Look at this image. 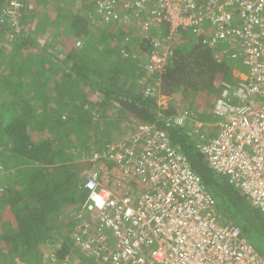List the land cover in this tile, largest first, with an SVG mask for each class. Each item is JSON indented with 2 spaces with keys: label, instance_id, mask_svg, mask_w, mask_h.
Wrapping results in <instances>:
<instances>
[{
  "label": "trees",
  "instance_id": "1",
  "mask_svg": "<svg viewBox=\"0 0 264 264\" xmlns=\"http://www.w3.org/2000/svg\"><path fill=\"white\" fill-rule=\"evenodd\" d=\"M12 1L0 0V38H21L22 50L10 63L0 62V168L8 171L6 188L0 193V263L49 264L50 255L60 261L79 259L81 245L92 233L83 234L77 220L88 199L81 176L84 170L80 171L83 166L71 164L82 154L87 158L104 156L108 146L122 141L128 122L156 123L165 129L216 200L224 222L240 225L264 255V245L259 247V241L251 239L256 232L264 241V215L216 174L201 154L200 144L217 131L216 122L205 132L203 123L198 129L194 125L196 120L206 122L215 117L224 84L234 88L241 81L235 72L236 61L241 60L234 45L238 42L214 43L210 26L200 36L181 33L171 44L165 39L159 51L163 54L170 48L171 55L164 72L155 77L160 76L162 93L171 99L160 105L146 96L147 83L139 84L145 78L147 60L135 58L134 52L151 51L154 46L152 38L140 36L136 10L119 3V20L108 23L98 19L97 26L87 16L97 11L95 0H66L72 3H65L69 6L67 16L75 6L78 12L65 24L63 36L69 48L62 60L48 47L53 37H62L48 33V28L62 25L61 17L57 13L55 20L39 15L40 7L48 4L56 9L59 0H19L22 5L11 16ZM163 26V31L169 30L167 24ZM80 39L83 44L77 46ZM27 48L34 51L25 52ZM3 54L0 50V56ZM54 91L61 98L55 109L50 100ZM108 103L116 105L110 113ZM184 112L191 115L189 127L173 126L170 118ZM114 134L121 141L114 142ZM104 159L108 165L109 160ZM88 168L93 165L88 163Z\"/></svg>",
  "mask_w": 264,
  "mask_h": 264
},
{
  "label": "built area",
  "instance_id": "2",
  "mask_svg": "<svg viewBox=\"0 0 264 264\" xmlns=\"http://www.w3.org/2000/svg\"><path fill=\"white\" fill-rule=\"evenodd\" d=\"M95 1L105 22L119 20L122 3L136 10L140 36L156 32L144 67L150 76L165 70L171 55L170 48L159 51L165 39L171 44L181 33L200 36L210 25L214 43L238 42L247 71L238 86L224 84L214 109L217 131L208 139L199 135L200 151L209 167L264 215V0ZM12 2L8 12L16 13L22 3ZM163 24L169 27L165 33ZM155 81L147 86L149 98L160 85L159 78ZM169 121L184 127L192 118L184 112ZM108 148L92 160L84 182L88 199L77 217L82 233H92L91 238L82 243L78 260L50 255L49 264H264V255L241 229L223 222L216 200L165 129L137 125ZM102 158L113 167L108 169Z\"/></svg>",
  "mask_w": 264,
  "mask_h": 264
},
{
  "label": "rangeland",
  "instance_id": "3",
  "mask_svg": "<svg viewBox=\"0 0 264 264\" xmlns=\"http://www.w3.org/2000/svg\"><path fill=\"white\" fill-rule=\"evenodd\" d=\"M28 1H30V0H28ZM47 1V0H46ZM59 2H60V6H57V8L56 9H53V6H49V7H47L48 6V4H46V6H43V7H40L41 9L39 10V15H43V14H45L44 16L47 18V17H50V19H54L55 20V18L57 17V14H58V16L59 17H61V23H62V25H59V27H56L55 29H52V28H48V33H51V32H57V33H59V35L61 34L62 35V37H60V38H58V39H56L55 40V37H53V39H51L52 40V42L51 41H49V45H48V47H49V49H53V52L54 53H56L57 54V56L59 57V59H62V60H64L65 58H66V56H65V52L68 50V44L66 43V41H65V38H64V34H63V31H64V28H65V24H67V22H68V20H69V18L71 17V16H73L74 14H73V12H75L76 11V6L75 7H73V12H72V14H68V16H67V14L65 13L66 11H67V8H69V6L68 5H66V4H70L71 2H67L66 0H59ZM66 3V4H65ZM72 4V3H71ZM72 5H70V7H71ZM39 8V7H38ZM64 8H66V10L64 9ZM51 10H53V11H51ZM54 12H55V14H54ZM57 13V14H56ZM11 16L13 15V14H15V11L14 12H12V13H9ZM61 14V15H60ZM41 15V16H42ZM43 16V17H44ZM98 18L100 17L98 14L96 15ZM92 24H94V25H97L98 26V24H97V22L96 21H92L91 22ZM54 34V33H53ZM37 35H38V38L39 37H41L40 36V34H38L37 33ZM4 38V39H3ZM12 38H13V40H12ZM70 38H71V36H70ZM2 39L4 40V41H2ZM5 36H3L2 38H0V50H2L3 52H4V54L2 55V56H0V62H7V63H10L11 62V60H12V56H13V58L15 57V54L17 53V52H20L21 50H22V41H20L21 40V38L18 40L16 37H10L7 41H5ZM41 44H43V42H44V40L43 39H41ZM73 44V43H72ZM83 44V42L81 41V39L80 40H78L77 41V43H76V45L77 46H80V45H82ZM44 45V44H43ZM15 46H17V48L15 49ZM20 47V48H19ZM41 47V49H42V46H40ZM61 47L63 48V50H62V52L63 53H61ZM20 49V50H19ZM40 48H39V51L41 50ZM17 50H19V51H17ZM25 50V52L28 50L29 52H33L34 51V48H27V49H24ZM11 53H13V55L11 54ZM6 60V61H5ZM16 60V59H15ZM15 62H17V60L15 61ZM238 65H240V67L239 68H242V62H241V60L238 62ZM244 69H246V67H244ZM89 94V93H88ZM91 94H89V96H90ZM96 96H99V94L98 93H96ZM102 98V100H103V97H101ZM171 99V98H170ZM170 99L169 98H166V97H164V98H162V100H160L158 103L160 104V105H166V104H168L169 103V101H170ZM50 100H51V102H52V105H51V108H53V109H55V107H56V105L55 104H59L61 101V98H60V96H59V94L57 93V91H54V92H52V94H51V96H50ZM101 100V99H100ZM72 105H73V107H74V104L72 103ZM76 106H79L78 104H75ZM114 107H116V105L115 104H113V103H108V107H107V109L109 110L108 111V113H110L111 111H110V109L112 110V108H114ZM201 120V121H200ZM199 121L200 122H202L204 125H205V127L204 128H202V131H206L207 129H208V124H214V122H216V119L214 118V116L212 117V119H210L209 121H206V122H204L205 120H203V119H200ZM133 128V125H128L127 126V130H129V129H132ZM209 130V129H208ZM130 133V132H129ZM114 137H115V139L113 140L114 142H118V141H121V140H116V138H117V134H114ZM83 160H85V159H83V154H82V156H81V158L79 159V160H77V162H81L82 163V161ZM82 167V166H81ZM74 169V168H73ZM78 169H80V168H78ZM75 170V169H74ZM82 169H80V171H81ZM89 172V171H88ZM8 173V171L7 170H5V169H2L1 168V170H0V193H2L5 189H4V187H3V183H2V177L4 176V174H7ZM85 174V173H84ZM223 203L225 204V203H228V201H224L223 200ZM0 211H1V209H0ZM232 213L234 212V209L233 210H230ZM238 217H239V219L240 220H242V224H244L245 225V219L243 218V217H241L240 215H238ZM251 239L253 240V241H259V247H261L262 245H264V241H261L260 240V237L258 236V234L256 233V232H253L252 233V236H251ZM257 241V242H258ZM32 259V261H35V258L33 257V258H31ZM26 263H28V262H26ZM29 264V263H28Z\"/></svg>",
  "mask_w": 264,
  "mask_h": 264
},
{
  "label": "crops",
  "instance_id": "4",
  "mask_svg": "<svg viewBox=\"0 0 264 264\" xmlns=\"http://www.w3.org/2000/svg\"><path fill=\"white\" fill-rule=\"evenodd\" d=\"M69 1H74V0H69ZM205 1V0H204ZM78 3H80L79 1H78ZM80 4H78L77 5V7L79 8V9H81L80 7ZM78 12V10H76L75 11V13H77ZM80 12V11H79ZM89 14V13H88ZM87 14V16L89 17V19H91V15L89 14L88 15ZM76 15V14H75ZM97 15V12L95 11V14H94V17ZM210 25H208V27H209ZM163 28H164V26H163ZM164 33H165V31H164ZM188 35H191L190 33H187ZM149 36H150V38H152V39H154V32H152V33H150L149 34ZM163 36V35H162ZM157 37V36H156ZM234 44V43H233ZM235 45V49L236 50H238L239 52H240V45L237 43V44H234ZM150 50H148V51H144L143 53H138V52H136V50H135V58L136 57H140L141 58V60L142 61H144V63H145V60H147V62H148V56H149V54H150ZM238 62L239 61H236V63H237V67H238V69H236L235 70V72H236V76L238 77V78H241V77H243V75H245V73H243V66H242V69L241 68H239L240 67V65H238ZM143 67H145V64H144V66ZM236 67V68H237ZM145 69V68H144ZM145 71V70H144ZM158 75H160V74H158ZM156 76V75H155ZM155 76H150L147 72H146V75H145V78H142L141 80H140V82H139V84H146L147 86H148V84H154L155 82H157V81H155V79L156 78H159L160 79V76H157V77H155ZM149 79H151L150 81H149ZM162 88H163V82H162V80H160V85H159V87H158V90H157V93H156V95L153 97V98H155L156 99V101L157 102H159L160 100H162V98H164L165 96L163 95V93H162ZM148 99H150L149 97H148ZM173 117H175V116H172V118ZM194 120V119H193ZM197 122H199V123H202V122H200V121H198V120H196ZM126 124V123H125ZM128 125H133V128L132 129H129V130H127V126ZM189 125V124H188ZM188 125H186V126H184V128H188L189 126ZM208 125H211V124H208ZM134 126H137L136 124L134 125L133 124V122H128V124H126V126H125V128H124V135L122 136V141L124 140V139H126V137L129 135V132H132L133 130H134ZM94 157H95V154H93L92 155V157H90V158H87V157H85L84 155H83V159H85V160H83L82 161V163L81 162H77V160H79V159H76L75 161L73 160V162H72V164L71 165H73V164H77V165H79V166H83L81 169L82 170H84V172H83V174L81 175V176H84V178H85V180H86V176H87V173H88V171L91 169V168H88V169H85V166L88 164V163H91L93 166H94V162L92 161L93 159H94ZM102 160H105L104 158H102L101 159V161ZM75 162V163H74ZM102 162H104V161H102ZM99 163V162H98ZM113 162L111 163V162H108V165L105 163V166L108 168V169H111L112 167H113ZM14 170V169H13ZM12 171V170H11ZM11 171H9V172H11ZM85 173V174H84ZM5 176H8L7 174H4V176L2 177V183H3V187H4V189L6 188V183H5V181H4V179H5ZM108 177H110V176H108ZM112 178V177H111ZM111 178H109V180H111ZM84 180V181H85ZM130 187H131V190L132 191H134L135 192V190L137 191V186H136V183L135 182H130ZM138 191H139V189H138Z\"/></svg>",
  "mask_w": 264,
  "mask_h": 264
},
{
  "label": "clouds",
  "instance_id": "5",
  "mask_svg": "<svg viewBox=\"0 0 264 264\" xmlns=\"http://www.w3.org/2000/svg\"><path fill=\"white\" fill-rule=\"evenodd\" d=\"M94 17V16H93ZM94 18H96V22H97V24L99 23V20L101 19L100 17L98 18L97 16H95ZM99 19V20H98ZM102 20V19H101ZM91 22H92V20H91ZM108 23H110V22H108ZM147 37H150L149 35L147 36ZM145 38V37H144ZM241 62H242V59H241ZM242 66H243V73H246V71H247V69H244V65H243V62H242ZM215 118V117H214ZM239 192V191H238ZM240 194L241 195H243L241 192H240ZM244 196V195H243ZM245 197V196H244ZM246 198V197H245ZM247 199V198H246ZM248 203L250 204V206L252 207V208H254L252 205H251V203H250V201H248ZM255 209V208H254ZM257 210V209H256ZM259 211V210H258ZM260 212V211H259ZM261 213V212H260ZM262 214V213H261ZM221 215V214H220ZM263 215V214H262ZM221 219L223 220V222H224V219H223V217L221 216ZM228 224H232V223H228ZM233 225H235V224H233ZM235 226H237V227H239L240 229H241V231H242V233H243V230H242V227L240 226V225H235ZM243 236L244 237H246L245 235H244V233H243ZM247 238V237H246ZM248 239V238H247ZM249 240V239H248ZM251 243V242H250ZM252 244V243H251ZM257 250V249H256ZM258 251V250H257ZM259 252V251H258Z\"/></svg>",
  "mask_w": 264,
  "mask_h": 264
}]
</instances>
